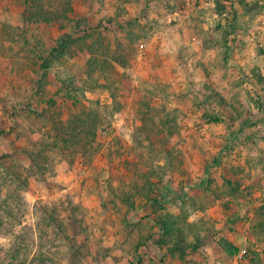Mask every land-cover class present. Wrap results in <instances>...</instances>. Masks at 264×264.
I'll use <instances>...</instances> for the list:
<instances>
[{"label":"rangeland","instance_id":"rangeland-1","mask_svg":"<svg viewBox=\"0 0 264 264\" xmlns=\"http://www.w3.org/2000/svg\"><path fill=\"white\" fill-rule=\"evenodd\" d=\"M0 132V264H264V0H0Z\"/></svg>","mask_w":264,"mask_h":264},{"label":"trees","instance_id":"trees-1","mask_svg":"<svg viewBox=\"0 0 264 264\" xmlns=\"http://www.w3.org/2000/svg\"><path fill=\"white\" fill-rule=\"evenodd\" d=\"M51 16V15H50ZM51 17H56L55 15L51 16ZM47 19H51V18H47ZM73 34H62L59 39L56 42V46L54 48L51 49L50 55L51 58L54 59H61L63 58L66 54L70 53V49L71 47H75L76 44V40L73 38ZM86 40V39H85ZM89 55H93L92 52H89ZM106 56L102 59V64H99L98 67L103 71V70H108V66L105 65V63L109 62L110 58L122 65L125 66V62H124V58L122 56V54H118V55H112L107 57L108 55L105 54ZM105 59V60H104ZM92 63V62H91ZM88 65H92V64H88ZM47 68V67H46ZM98 70V69H97ZM84 133H92L90 131H84ZM1 133V132H0ZM77 137V136H76ZM78 138L75 137H69V136H61L60 134L55 135V137L52 139V144L53 145H64L65 147H71L75 144V142L77 141ZM81 141V140H80ZM75 154V151H74ZM165 227V225H163ZM167 231V229H166ZM177 247V243L174 244ZM20 247H16V250L12 253H19ZM238 248H236V250L234 251L233 254H235L237 252Z\"/></svg>","mask_w":264,"mask_h":264},{"label":"built area","instance_id":"built-area-1","mask_svg":"<svg viewBox=\"0 0 264 264\" xmlns=\"http://www.w3.org/2000/svg\"><path fill=\"white\" fill-rule=\"evenodd\" d=\"M247 255V250L245 247H239L237 252L235 253L232 264H242L245 261Z\"/></svg>","mask_w":264,"mask_h":264}]
</instances>
